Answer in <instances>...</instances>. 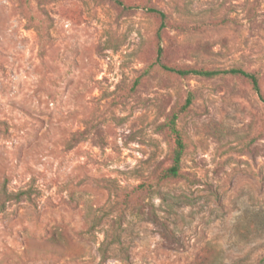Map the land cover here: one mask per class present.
I'll return each instance as SVG.
<instances>
[{
    "label": "rangeland",
    "instance_id": "374dc122",
    "mask_svg": "<svg viewBox=\"0 0 264 264\" xmlns=\"http://www.w3.org/2000/svg\"><path fill=\"white\" fill-rule=\"evenodd\" d=\"M261 99L264 0H0V264H264Z\"/></svg>",
    "mask_w": 264,
    "mask_h": 264
},
{
    "label": "trees",
    "instance_id": "16d2710c",
    "mask_svg": "<svg viewBox=\"0 0 264 264\" xmlns=\"http://www.w3.org/2000/svg\"><path fill=\"white\" fill-rule=\"evenodd\" d=\"M151 11L157 12L161 16V18L164 17L163 13L159 11H156V10H151ZM163 68L170 72L179 74V75L194 74V75H202L205 77H215L222 73L239 75L241 77L248 79L252 83L256 92H258L259 90L258 81H257L256 76L254 74L247 73L241 69H230L228 71H223V72H219V71L210 72V71H195V70H174V69H168L166 67H163ZM261 100L264 104V99H261ZM189 104H190V98L186 100L185 106ZM171 133L174 136V149H173V156H172V166L167 170V176L175 178L178 176L180 160H181V156H182L183 149H184V142L179 132L176 129H174L173 126L171 127Z\"/></svg>",
    "mask_w": 264,
    "mask_h": 264
}]
</instances>
